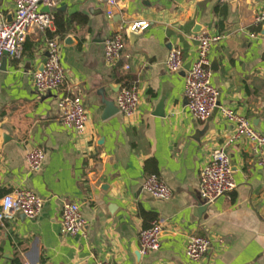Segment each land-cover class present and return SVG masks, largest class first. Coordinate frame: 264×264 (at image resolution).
<instances>
[{"label":"crops","instance_id":"obj_1","mask_svg":"<svg viewBox=\"0 0 264 264\" xmlns=\"http://www.w3.org/2000/svg\"><path fill=\"white\" fill-rule=\"evenodd\" d=\"M0 6L7 20L14 15V0ZM110 8L107 0H59L51 7L54 16L82 13L87 20L74 19L63 34L55 19L45 31L31 27L22 54L3 58L0 206L2 195L17 186L36 191L44 205L34 217L17 211L0 220V264H99L105 257L118 264H264V147L246 137L227 145L237 186L200 210L201 169L234 125L219 107L199 119L185 95L186 68L166 65L171 46L182 48L186 65L197 54L195 34L224 33L210 52L220 104L264 132V23L255 20L264 0H118L112 15ZM141 20L148 26L132 30ZM118 31L126 46L111 64L104 39ZM54 36L62 41L66 81L40 94L34 72ZM133 81L140 87L136 113L119 109L104 117L105 100L116 104L118 91ZM69 93L84 96L89 119L83 134L62 121L58 101ZM34 146L46 151L38 170L26 157ZM151 173L172 187L171 198L143 187ZM68 200L80 204L86 224L64 234L61 212ZM154 219L163 225L160 247L142 253L139 232ZM194 234L212 240L199 260L185 251Z\"/></svg>","mask_w":264,"mask_h":264},{"label":"built area","instance_id":"obj_2","mask_svg":"<svg viewBox=\"0 0 264 264\" xmlns=\"http://www.w3.org/2000/svg\"><path fill=\"white\" fill-rule=\"evenodd\" d=\"M15 12L12 20H7L0 6V66L5 54L20 56L23 43L31 27L47 30L54 22L51 7L56 6L59 0H14ZM111 5L108 14H113V6L118 0H107ZM46 6L48 9H43ZM255 20L264 23V10L257 13ZM145 20L132 23L131 29H144L148 26ZM255 35V33H252ZM224 33H198L197 54L192 59L190 67L185 69V58L181 47L171 46L166 58V65L171 71H186L185 95L191 111L201 120L208 119L213 111L219 107L222 115L234 125L233 134L226 139L223 145L213 149L210 158L200 172V195L205 204L213 203L219 196L237 186L233 175L231 158L226 146L240 137H246L257 147H264V132L256 128L250 118L231 105L220 104V89L212 82V67L210 52L214 43L224 38ZM126 46L124 33L116 32L104 39V56L108 63H115L122 55ZM48 54L44 67L34 72V85L38 93L60 87L66 81L65 67L62 61V41L58 36L47 39ZM140 103V87L136 81L124 85L116 96V104L126 115L136 113ZM58 105L62 121L78 134L85 133L87 129L89 112L80 93H69L59 98ZM27 161L31 170L42 167L46 151L44 148L34 146L27 152ZM155 197L169 199L173 195L172 187L157 173L149 174L143 183ZM44 205V198L36 191L17 186L12 191L2 195L0 206V220L12 216L20 211L27 216L34 217L40 213ZM86 220L82 215L80 204L68 200L64 203L61 212V232L76 233L83 230ZM163 225L160 219H154L149 226L141 228L139 244L142 253H149L160 247V235ZM208 235L194 234L186 243V254L194 260L201 259L211 245ZM23 264H32L24 262ZM99 264H118L114 259L105 257Z\"/></svg>","mask_w":264,"mask_h":264},{"label":"water","instance_id":"obj_3","mask_svg":"<svg viewBox=\"0 0 264 264\" xmlns=\"http://www.w3.org/2000/svg\"><path fill=\"white\" fill-rule=\"evenodd\" d=\"M114 18H115V16H114ZM12 19H13V15H11V17L8 20H12ZM72 39H73V36L71 34H68L66 36L67 41H70ZM190 64H191V62L186 63L185 68L188 69L190 67ZM43 67H44V64L41 68H43ZM105 104H106L107 108L104 111V114H103L104 117L110 116L111 114L116 113L119 110V107L115 104V102L113 100L106 99ZM163 113H164V111H163V109H161L159 111V114H163ZM207 207H208V204L204 205V204L200 203L199 209L202 210L204 208L206 209Z\"/></svg>","mask_w":264,"mask_h":264},{"label":"trees","instance_id":"obj_4","mask_svg":"<svg viewBox=\"0 0 264 264\" xmlns=\"http://www.w3.org/2000/svg\"><path fill=\"white\" fill-rule=\"evenodd\" d=\"M54 19H55V22L58 26V32H61V34H63L67 30V27H69L71 25V23L74 21V19L81 21V22H85L87 20V17H86V15H84L82 13H75L72 15L71 18L64 19L61 16H59V13H56V15L54 16ZM130 83H128V84H130Z\"/></svg>","mask_w":264,"mask_h":264}]
</instances>
